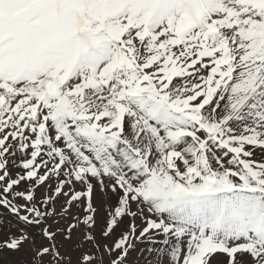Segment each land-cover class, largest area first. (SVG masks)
Returning a JSON list of instances; mask_svg holds the SVG:
<instances>
[{"label":"snow or ice","instance_id":"obj_1","mask_svg":"<svg viewBox=\"0 0 264 264\" xmlns=\"http://www.w3.org/2000/svg\"><path fill=\"white\" fill-rule=\"evenodd\" d=\"M0 264H264V0H0Z\"/></svg>","mask_w":264,"mask_h":264}]
</instances>
